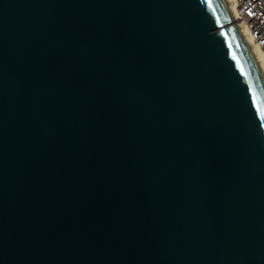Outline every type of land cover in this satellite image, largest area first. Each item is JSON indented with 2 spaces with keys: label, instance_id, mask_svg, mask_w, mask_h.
I'll use <instances>...</instances> for the list:
<instances>
[{
  "label": "water",
  "instance_id": "1",
  "mask_svg": "<svg viewBox=\"0 0 264 264\" xmlns=\"http://www.w3.org/2000/svg\"><path fill=\"white\" fill-rule=\"evenodd\" d=\"M0 264H264V82L222 0H0Z\"/></svg>",
  "mask_w": 264,
  "mask_h": 264
},
{
  "label": "bare ground",
  "instance_id": "2",
  "mask_svg": "<svg viewBox=\"0 0 264 264\" xmlns=\"http://www.w3.org/2000/svg\"><path fill=\"white\" fill-rule=\"evenodd\" d=\"M227 12L229 13L232 24L235 26L239 38L245 49L254 62L263 82H264V48L259 45L252 37L250 30L240 14L236 0H222Z\"/></svg>",
  "mask_w": 264,
  "mask_h": 264
},
{
  "label": "built area",
  "instance_id": "3",
  "mask_svg": "<svg viewBox=\"0 0 264 264\" xmlns=\"http://www.w3.org/2000/svg\"><path fill=\"white\" fill-rule=\"evenodd\" d=\"M254 40L264 48V0H236Z\"/></svg>",
  "mask_w": 264,
  "mask_h": 264
}]
</instances>
